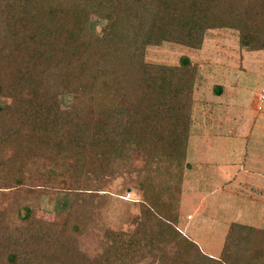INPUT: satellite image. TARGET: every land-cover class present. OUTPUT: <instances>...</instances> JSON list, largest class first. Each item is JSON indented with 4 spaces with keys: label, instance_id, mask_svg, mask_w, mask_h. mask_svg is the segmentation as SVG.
I'll return each instance as SVG.
<instances>
[{
    "label": "trees",
    "instance_id": "trees-1",
    "mask_svg": "<svg viewBox=\"0 0 264 264\" xmlns=\"http://www.w3.org/2000/svg\"><path fill=\"white\" fill-rule=\"evenodd\" d=\"M224 27L238 29L242 47L264 49V0H0V97L9 99L0 187L34 199L0 210V264H264V228L232 222L218 256L179 229L201 74L185 53L175 64L147 59L148 46L200 49L209 29ZM129 149L146 157L134 231L106 229L92 256L81 243L93 217L85 202L39 219L45 194L107 192L102 173L122 169Z\"/></svg>",
    "mask_w": 264,
    "mask_h": 264
},
{
    "label": "rangeland",
    "instance_id": "rangeland-1",
    "mask_svg": "<svg viewBox=\"0 0 264 264\" xmlns=\"http://www.w3.org/2000/svg\"><path fill=\"white\" fill-rule=\"evenodd\" d=\"M89 21L95 32H103L104 22L94 15L90 16ZM183 53L197 62L201 74L195 91L189 140L188 159L192 161L193 168L186 169L183 203L192 201L193 192L185 193L191 190L192 184H203L206 187L204 193L217 185V192L211 193L207 198V202L214 201V216L212 218L210 215L209 222L199 225L203 229L199 230L201 235L198 239L203 251H218L222 248L224 231L230 221L264 227V183L261 194L249 186L242 187L236 181L225 184V179L220 174L224 165H228L229 168H225L230 177L240 167L242 175L246 172L264 175V101L261 100L264 89V49L249 50L242 47L238 29L212 28L206 32L200 49L164 42L148 46L147 59L175 64ZM217 84L223 86L220 94L214 91ZM68 97L65 92L60 93L63 107L67 106L64 101ZM8 101L9 99L0 97V103ZM199 159H203L204 163L197 164ZM145 165L144 153L129 149L122 169L105 170L102 173L99 190L107 192L94 193L90 199H85L81 193L45 194L39 202L37 215L41 220H52L57 212H68L85 202L91 207L93 217L81 243L90 255L97 256L106 245V229L121 230L123 233L136 229V200L142 193L138 184L142 181L140 171ZM172 175L174 176L168 180V184L176 192L179 177L176 172ZM208 179H211L212 185L205 182ZM29 195L32 194L27 190L0 187V210L10 205L34 202L33 196ZM183 210L182 220L187 214V210ZM200 219L199 216L193 217V221ZM136 264H147V259L144 257Z\"/></svg>",
    "mask_w": 264,
    "mask_h": 264
},
{
    "label": "crops",
    "instance_id": "crops-1",
    "mask_svg": "<svg viewBox=\"0 0 264 264\" xmlns=\"http://www.w3.org/2000/svg\"><path fill=\"white\" fill-rule=\"evenodd\" d=\"M197 144H200V143H197ZM248 146L249 145L246 146V149H248ZM205 151H206V149H205ZM188 153H189V144H188ZM187 162H188V164L183 169L182 178H181V184L179 185L180 186V194H181V203H180L181 205H180V213H179L178 227H179V229L182 232H184V234H186V235L190 236L191 238H193L200 245V241L198 239V236L201 235L199 233V230L201 228L203 229V227H200L199 225L200 224H203L206 221L209 222V219H211L210 215L213 218L214 211H215L214 208H213V207H215L214 206V203H213L214 201L211 202V203L210 202H207V198H208V196H210L211 193L217 192L218 187H217V185H214V186L211 187L210 190L207 191V193H204L206 187H203V184L202 185H198V183L196 185L195 184H192L191 190L185 192L186 194L193 192V194L191 195L192 201L191 202L188 201V202L183 203L184 185H185V182L187 180V178H186V175H187L186 174V169L193 168L192 161H190L188 159V154H187ZM196 163L197 164H203L204 161H203V159H199L198 161H196ZM234 164H236V163H234ZM225 167L226 168H229L228 165H224L223 170L220 171V174L225 179L224 180V183L225 184L227 182L231 183V182L236 181V182L240 183V185H242V187H245L246 188L247 186H249V188H251L252 190H255L256 192L262 194V191H261L263 189V187H262L263 184L262 183H264V175L263 174L261 176H259L257 173L256 174H250V173L246 172L245 175H242L243 173H242L241 167H240V168H238V170L236 171V173L230 177V174L227 173V171H226L227 169ZM258 177H259V179H258ZM205 182L207 184L210 183L211 185L213 183L211 181V179L210 180L209 179L208 180H205ZM260 183H261V185H260ZM233 190H234V188H233ZM229 191L231 192V190H229ZM229 191L227 190V192H229ZM204 196H205V198H204ZM229 196H230V194L227 195L228 199H229ZM262 203L264 204V199H262ZM181 209L182 210L184 209L183 211H186L187 210V214L185 215V217L183 218V220L181 219V214H182L181 213V211H182ZM194 216L201 217L200 221H193V217ZM232 222H241V221H236V220L230 221L228 223L227 230L224 231L225 232L224 233V236H226V233L228 231V228H229V226H230V224ZM241 223H245V222H241ZM246 224H249V223H246ZM250 225H253V224H250ZM253 226H256V225H253ZM256 227H261V226H256ZM261 228H264V227H261ZM224 240H225V237H224ZM200 247H201V245H200ZM221 250H222V248H221ZM221 250L219 248L218 251H209V252L204 251V252L207 253V254H209V255H211V256H218L220 254Z\"/></svg>",
    "mask_w": 264,
    "mask_h": 264
},
{
    "label": "built area",
    "instance_id": "built-area-1",
    "mask_svg": "<svg viewBox=\"0 0 264 264\" xmlns=\"http://www.w3.org/2000/svg\"><path fill=\"white\" fill-rule=\"evenodd\" d=\"M261 100L264 101V89H263L262 94H261Z\"/></svg>",
    "mask_w": 264,
    "mask_h": 264
}]
</instances>
